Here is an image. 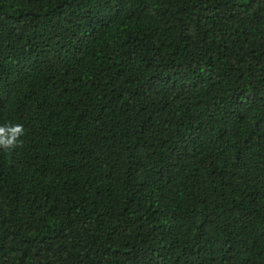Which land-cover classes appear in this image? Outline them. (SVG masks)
Segmentation results:
<instances>
[{"label":"trees","instance_id":"16d2710c","mask_svg":"<svg viewBox=\"0 0 264 264\" xmlns=\"http://www.w3.org/2000/svg\"><path fill=\"white\" fill-rule=\"evenodd\" d=\"M0 264H264V0H0Z\"/></svg>","mask_w":264,"mask_h":264},{"label":"clouds","instance_id":"9594fccd","mask_svg":"<svg viewBox=\"0 0 264 264\" xmlns=\"http://www.w3.org/2000/svg\"><path fill=\"white\" fill-rule=\"evenodd\" d=\"M24 135L25 129L21 124L0 125V150L10 151L20 147Z\"/></svg>","mask_w":264,"mask_h":264}]
</instances>
